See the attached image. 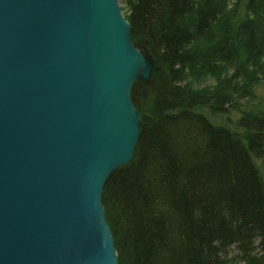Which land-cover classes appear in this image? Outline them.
<instances>
[{
  "label": "trees",
  "instance_id": "trees-1",
  "mask_svg": "<svg viewBox=\"0 0 264 264\" xmlns=\"http://www.w3.org/2000/svg\"><path fill=\"white\" fill-rule=\"evenodd\" d=\"M119 2L155 69L103 190L118 264H264V0Z\"/></svg>",
  "mask_w": 264,
  "mask_h": 264
},
{
  "label": "water",
  "instance_id": "water-1",
  "mask_svg": "<svg viewBox=\"0 0 264 264\" xmlns=\"http://www.w3.org/2000/svg\"><path fill=\"white\" fill-rule=\"evenodd\" d=\"M154 69L119 0H0V264H118L103 190Z\"/></svg>",
  "mask_w": 264,
  "mask_h": 264
},
{
  "label": "rangeland",
  "instance_id": "rangeland-1",
  "mask_svg": "<svg viewBox=\"0 0 264 264\" xmlns=\"http://www.w3.org/2000/svg\"><path fill=\"white\" fill-rule=\"evenodd\" d=\"M119 4H120V7L122 9L123 15H125V7H124V5L122 3H120V2H119ZM139 48H141V47H139ZM210 79H211V77L208 78L207 80H205V79L202 80L201 81L202 86H205L204 85L205 83L207 85H212L213 82H212V79L211 80ZM256 89H257V91H256L257 96H259L260 99L264 98V81H262L261 84Z\"/></svg>",
  "mask_w": 264,
  "mask_h": 264
}]
</instances>
